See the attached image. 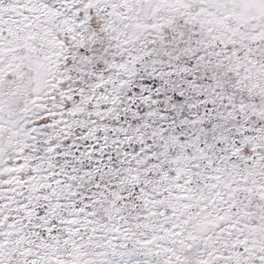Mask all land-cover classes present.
<instances>
[{"label":"snow or ice","instance_id":"6c2138e0","mask_svg":"<svg viewBox=\"0 0 264 264\" xmlns=\"http://www.w3.org/2000/svg\"><path fill=\"white\" fill-rule=\"evenodd\" d=\"M0 264H264V0H0Z\"/></svg>","mask_w":264,"mask_h":264}]
</instances>
